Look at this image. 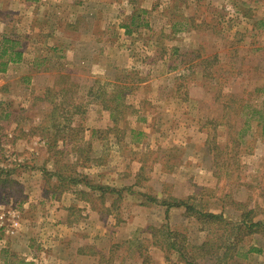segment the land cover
Wrapping results in <instances>:
<instances>
[{"label":"rangeland","instance_id":"obj_1","mask_svg":"<svg viewBox=\"0 0 264 264\" xmlns=\"http://www.w3.org/2000/svg\"><path fill=\"white\" fill-rule=\"evenodd\" d=\"M127 1L137 4L138 9L133 35L122 39L116 34L117 40L104 43L96 64L74 60L68 68L66 60L43 62L44 68H54L50 75L37 77L30 76L28 60L20 67L26 70L7 75L5 84L0 82L7 94L4 101L11 105L1 107L0 129L13 131L16 127L24 138L33 136L28 140L33 146L23 141V152L15 154L9 143H0V192L11 190L0 200V248L9 247L11 262L35 255L43 262L47 246L56 245L61 256L66 253V249L61 250L63 242L58 241L64 238L37 241L32 253L24 251L26 241L15 234L20 227L16 222L20 206L13 202L14 196L23 195V186L1 171L12 165L11 170L18 173L46 166L43 153L47 150L54 158L56 172L80 180L89 173L85 166H101L99 179L105 180L109 172H115L118 162H129L128 171H124L126 180L136 182L135 186L144 185L143 192L131 187L138 194L134 199L138 197L154 207V219L148 228L136 230L133 237L106 252L99 251L96 244L78 240L82 239V230L76 228L70 240L74 241L72 264H179L178 253H167L160 247L168 243L170 232L181 236L180 241L184 240L185 248L199 264H214V260L204 261L199 247L208 241L214 250L218 244H228L231 228L203 223L194 212L165 213L166 207L159 204L162 201H185L203 212L220 214L224 210L233 223L255 209L259 214L256 219L264 220V135L257 124L264 119V29L260 27L264 0H177L173 4L154 0L151 7L161 5L164 10L159 14L157 9L154 16L144 12L143 0ZM117 10L125 16L131 13L128 7H124L125 12ZM116 13L109 15L108 21L115 20L119 16ZM5 39L0 34V52L8 48L4 56H10L12 44H5ZM99 71L101 74H96ZM62 86L69 88L68 92H60ZM118 92H122L117 102L122 113H115V125L105 107L115 106L113 97ZM10 111L18 121L13 127ZM170 133L181 135L188 144L192 142L190 147L168 139ZM146 137L155 141L149 143ZM193 146L200 148L199 156L192 151ZM36 149L42 156L37 159ZM9 160L14 163L8 164ZM139 162L144 168L133 177ZM49 178L45 174L43 181ZM170 178L175 184L165 182ZM91 179L95 182L98 177ZM64 184L76 185L68 180ZM159 190L166 199L154 203L151 200ZM111 202L106 198L100 204L103 212ZM79 216L74 211L72 217ZM54 240L61 245H54ZM244 264H264V251L252 253Z\"/></svg>","mask_w":264,"mask_h":264},{"label":"crops","instance_id":"obj_2","mask_svg":"<svg viewBox=\"0 0 264 264\" xmlns=\"http://www.w3.org/2000/svg\"><path fill=\"white\" fill-rule=\"evenodd\" d=\"M150 1L151 3L148 7L147 5ZM153 1L143 0L146 5L142 8H145L144 12H147L148 16H154L157 12H164L161 5L159 7H151ZM165 1L173 4L177 0ZM136 6L137 4L134 2L127 0H0V34L5 35L8 40L12 41L18 47L15 49L22 53V61L20 63H10L3 70H1L2 63H0V82L5 84L7 82L6 78L13 75L15 71L26 70V68L20 67L21 65H27L28 60H31L29 62L31 68L30 76L36 75L37 77L51 74L54 67L44 68V63L50 64L51 61L66 60L69 62L66 65L67 67L74 60L81 61L82 63H86L85 61L88 60L93 61L92 65L96 64L97 58L100 60L102 57V50L100 48L104 43L109 45L112 43V40H117L116 34H121V36L119 35L121 38H131L134 32L133 28L135 27L132 25V18L137 15L136 11L138 10ZM124 7L131 8L130 15L125 16V13L120 14L119 10H117L121 8L122 12H125ZM157 9L158 11L156 12ZM115 11L119 16H116V19L113 21L110 18L112 22L108 21V16L113 15ZM103 13L105 14L103 15ZM1 49L0 51H2ZM1 57L2 54L0 52L1 60H5L6 62L9 58V56ZM96 74H101V72L99 71ZM27 80L30 81L29 78ZM2 83H0V111H3L1 107H11V105H8V102L4 101L6 100L4 96H7V94L2 89L4 85ZM11 86L7 87L10 88ZM173 102L171 101L170 103ZM176 104L181 103L176 102ZM174 106L176 105L174 104ZM173 111L176 114L178 113V111ZM10 112L9 119H11L10 124L13 127L18 121L15 118V113L13 111ZM170 116L174 115L170 114ZM2 122V116H0V125ZM97 128L102 129L104 127L99 126ZM1 131L0 129V143H9L8 146L14 154L23 152L21 144L26 143V145L33 146L32 143L28 142L33 136L29 135V137L24 138L22 133L20 134L16 131V127L13 131H7L6 129ZM149 131L147 132L150 133ZM169 136L166 137L170 140L177 139L175 141L176 144L184 145L186 149L192 143L188 144V140L184 139L181 135L170 133ZM156 137L159 138V135ZM145 140L149 143L155 141L151 137H146ZM146 141H144L143 145H145ZM165 141L167 142V139ZM28 149L35 151L34 147H28ZM150 149L154 150L151 145ZM199 149L198 146H195L192 151L194 150V154L199 156ZM43 154L47 156L46 166L40 168L29 167L28 170H18L19 173L11 170L14 169L13 166L15 165H12L11 169H1L2 172H6L7 175L11 176L10 178L18 180L19 184L23 186V195L20 198L14 196L13 201L20 206L21 211L19 218L16 219L20 227L18 230L16 229L15 234L26 241L25 252L32 253L35 250L37 241L49 240L48 238H56L57 240L58 238H64L58 241L61 244L63 242L61 250L66 249V253L64 251L62 256L59 254L55 244L59 245L60 243L54 240L55 246L54 248L47 246L46 258L43 257V262L39 261L41 259L39 255L31 258L27 257V259L20 257V261L11 262L8 259L10 249L9 247H4L0 248V264H72V254L70 252L74 251L73 248L71 249L74 241L70 242V240L74 239L73 236L76 228L82 230L79 233L82 234V239L78 240H85L89 245L96 244L99 251L106 252L112 249L114 245L119 244L121 240L133 237L136 230L148 228L152 224L154 207L148 204L147 201L139 200L138 197L134 199L138 194L132 191L137 187L143 192V188L141 187L144 185L141 186L138 183L135 186L136 182L129 183L126 180L127 175L124 171H128L129 162L124 160L120 163L118 162L115 172H109L105 180L99 179L101 166L90 165L84 168L85 171L89 172L86 173V177L90 180L89 186L85 183L68 186L64 184V180H60L55 175L58 172L55 170V161L50 152L47 150ZM39 155L41 156V153L36 149L35 159ZM189 160L191 159L188 158L187 161L190 162ZM7 162L10 165L14 163L10 162V160ZM136 164L138 169L136 168L132 171L133 177L138 175V172L144 168L143 163L139 162ZM124 167L125 169H123ZM189 168L190 166L187 167V169ZM44 173L50 176L45 182L43 181ZM97 177L98 179L93 182L91 178ZM174 178H170V181H168L169 179H165V182L175 184ZM132 186L134 187L131 190ZM105 187L120 194L111 191L103 193L101 188ZM3 191V194L0 192V200L5 195V192L9 195L11 194L9 188H5ZM159 191V193L155 194L157 196L155 199L159 201L163 198L165 200L166 198L162 197L164 196L163 190ZM106 198H110L112 202L106 205L108 211L103 212L100 204L102 205ZM118 202L122 204L115 207ZM176 210L180 213L186 212L184 207H180L172 208L168 211L166 208L165 213L171 214L172 212H176ZM74 211L80 214L79 219L72 217ZM42 212L43 214H41ZM211 213L217 214L218 212L211 211ZM220 214L228 219L224 210ZM252 241H255L253 243L255 247L260 248L262 252L264 251V236L256 234L252 237ZM25 256L27 255L25 254Z\"/></svg>","mask_w":264,"mask_h":264},{"label":"trees","instance_id":"obj_3","mask_svg":"<svg viewBox=\"0 0 264 264\" xmlns=\"http://www.w3.org/2000/svg\"><path fill=\"white\" fill-rule=\"evenodd\" d=\"M136 16L132 18V23L135 24V19ZM264 21L260 24L261 28L264 29ZM5 44H12V51L10 53V56L8 60L5 62H2V69H6L8 64L13 63L17 64L22 61V53L19 51H15V46L12 41L5 39L4 40ZM8 52V48L5 49L4 53L2 54V57ZM1 57V58H2ZM63 87V86H62ZM69 88H62L60 92H68ZM49 91L52 92L51 89ZM122 98V92H118L114 97H113V102L116 101L115 106L113 107L112 105H107L105 108L111 112V118L114 117L113 122L115 125L118 124V120L115 117V113H118L117 116H121L122 111L121 107L118 106L117 102L119 99ZM264 117H262L263 119ZM116 119V120H115ZM258 126L260 128V132L264 135V119L263 122L261 120H258ZM133 132V131H132ZM137 135L142 136L143 133L138 132ZM80 150V149H79ZM83 152V151H82ZM88 155V154H87ZM89 161V158L88 160ZM86 161V162H87ZM86 167V166H85ZM55 175L60 178V180H68L71 183H85L87 186H89V179L88 177H84L83 179H74V178H68L64 177L60 172L55 173ZM103 193L105 191H111V192H116L112 191L110 188L105 187L101 188ZM117 194H120L116 192ZM154 203H158L157 199H152ZM159 204L167 208V211L172 209V208H180V207H185L187 212H194V214L197 216L199 221H202L203 223H208L212 222L214 224H217V226H222L224 229L231 228L230 230V237L231 241L227 243H221L220 245L218 244L219 240L217 241V248L210 243V241L204 243L199 247V250L201 251L202 258H204V261H215L214 264H244L249 258L252 253H261L262 250L260 248L255 247L254 245H250L248 240H252V237L256 234H262L264 233V220L262 219H256V217L259 216L257 211L255 209H251L249 211H246L245 213L242 214V221L239 222H232L229 221L228 219L224 218L222 214H214L211 212H203V211H198L195 209V207L189 205V203H186L185 201H179L175 200L173 202H167V201H162ZM181 236L179 234L170 232L169 240L168 243H166L165 246H160L162 250L166 252H176L180 256V262L185 263V264H199L197 262V257L195 255H192L187 248L184 246V240L180 241ZM186 241V237H183ZM159 245V244H158ZM222 251V253H221Z\"/></svg>","mask_w":264,"mask_h":264}]
</instances>
